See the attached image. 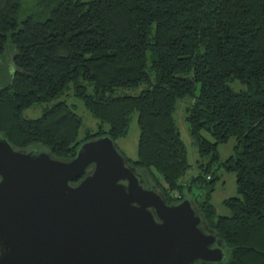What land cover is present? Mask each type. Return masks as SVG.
Instances as JSON below:
<instances>
[{
	"label": "trees",
	"instance_id": "1",
	"mask_svg": "<svg viewBox=\"0 0 264 264\" xmlns=\"http://www.w3.org/2000/svg\"><path fill=\"white\" fill-rule=\"evenodd\" d=\"M32 1L0 0V57L16 50V71L0 88V135L19 150L73 159L96 138L117 145L138 113V159L117 145L129 163L168 205L203 191L193 200L223 240L221 264H264V0ZM143 85L137 96L115 95ZM69 91L98 131L81 137V117L53 103ZM187 98L190 134L209 163L184 182L191 166L175 112ZM38 104L42 116L26 119ZM231 139L234 152L222 160L219 147ZM221 169L236 176L237 196L223 201L228 215L213 203Z\"/></svg>",
	"mask_w": 264,
	"mask_h": 264
},
{
	"label": "water",
	"instance_id": "2",
	"mask_svg": "<svg viewBox=\"0 0 264 264\" xmlns=\"http://www.w3.org/2000/svg\"><path fill=\"white\" fill-rule=\"evenodd\" d=\"M225 259L223 240L194 200L168 205L111 137L87 141L73 159H60L44 149L19 150L0 135V264Z\"/></svg>",
	"mask_w": 264,
	"mask_h": 264
},
{
	"label": "rangeland",
	"instance_id": "3",
	"mask_svg": "<svg viewBox=\"0 0 264 264\" xmlns=\"http://www.w3.org/2000/svg\"><path fill=\"white\" fill-rule=\"evenodd\" d=\"M26 3L27 7H32L34 2L32 0H23ZM87 1V0H82ZM16 54V50L12 46H8L6 53L3 57H0V88L6 86L12 76L16 71V67L14 64V55ZM145 85L141 86L138 89H119L115 92L116 96L119 95H131L137 96L139 95L144 89ZM233 87L237 90L241 88V86L236 83ZM58 101H64L69 106L73 108V110L81 117L83 126L81 130V137L84 136L86 130H91L92 132H96L99 130L100 123L99 121L92 116V114L85 108L84 104L81 100L74 97L73 92L69 91L60 97L57 101L53 102L56 103ZM192 104V100L187 98L180 101L177 105V109L175 112V119L177 126L181 132L182 140L187 148L188 152V161L189 165L191 166L190 170L188 171L187 175L184 178V182L190 180L192 177L198 175L200 171V165L207 166L209 163V158H202L199 155L198 147L195 143V140L192 138L189 126L186 122L187 117V108ZM49 106H52L50 104ZM46 108L45 104H38L35 105L27 110L24 111L23 116L26 119H36L42 116L44 109ZM104 130H108L107 126H104ZM140 136V129L138 125V113H134L131 117L130 125L128 134L125 137L119 138L117 140L118 147L124 152L125 156L133 161L138 159V142ZM205 136L208 139L211 137L207 134ZM236 145V140L231 139L229 143L225 145H220L219 150L221 153L222 160H226L231 154L234 152V147ZM36 147H30L26 151H34ZM141 174H144L138 171ZM158 177V173H156ZM219 175L221 177L220 182L216 187V192L213 195V203L216 206L218 213L222 215H228L229 211L225 209L223 206V201L227 198L237 196L236 190V176L234 173L226 172L225 170L221 169L219 171ZM145 178V177H144ZM146 184L150 187L156 185L152 182V180H146ZM159 190V189H158ZM203 191L198 189H194L191 193L190 198L196 199L199 202L203 200Z\"/></svg>",
	"mask_w": 264,
	"mask_h": 264
},
{
	"label": "bare ground",
	"instance_id": "4",
	"mask_svg": "<svg viewBox=\"0 0 264 264\" xmlns=\"http://www.w3.org/2000/svg\"><path fill=\"white\" fill-rule=\"evenodd\" d=\"M146 182V181H145Z\"/></svg>",
	"mask_w": 264,
	"mask_h": 264
}]
</instances>
